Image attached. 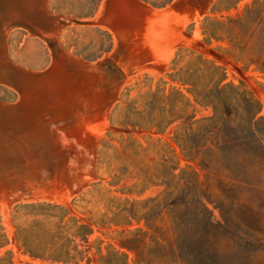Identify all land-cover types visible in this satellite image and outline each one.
<instances>
[{
    "label": "rangeland",
    "instance_id": "1",
    "mask_svg": "<svg viewBox=\"0 0 264 264\" xmlns=\"http://www.w3.org/2000/svg\"><path fill=\"white\" fill-rule=\"evenodd\" d=\"M162 1L32 0L33 17L90 23L55 35L7 32L10 65L47 70L29 80L36 95L49 92L56 74L50 37L79 66L118 50L131 72L111 106L97 104V117L93 105L63 114L66 105L49 103L44 113L45 104L47 133H28L24 148L0 142V264H63L22 245L34 224L54 231L58 222L40 215L37 202L63 206L70 235V218L84 225L66 264H103L101 255L113 252L119 264H264V0ZM20 93L0 79L1 104L26 111L32 106ZM250 98L257 113L244 111Z\"/></svg>",
    "mask_w": 264,
    "mask_h": 264
},
{
    "label": "water",
    "instance_id": "2",
    "mask_svg": "<svg viewBox=\"0 0 264 264\" xmlns=\"http://www.w3.org/2000/svg\"><path fill=\"white\" fill-rule=\"evenodd\" d=\"M27 6L28 0H0V52H2L4 48L7 32L12 28L26 27L30 28L33 32L43 35L47 32L53 33L54 29L59 30L60 27L69 23H90L80 19H60L59 17L49 15L46 12H43V15L40 17H33L31 13H28ZM43 7L42 3L41 9H44ZM46 39L53 49L54 58H56L60 53V49L57 47V44L52 37ZM118 53V50H116V52L109 58H105L93 64L84 63L79 67H71L68 69V72L76 79L77 90H80V92L84 90L81 93L86 92L88 95H94L96 97V102L92 101L93 107L96 106L99 101L103 103V107L108 108L115 98L125 77L131 72V68L125 72L120 66L119 63L121 58L118 56ZM1 58L0 79H4L5 81L9 80L14 85V79L20 71L23 73L26 71L10 65L9 61L5 57L2 56ZM45 72H47V70L40 73L29 74L33 76H45ZM94 85L97 86V90L95 91L92 90ZM81 97L82 98L80 99H82V103H78L76 105L82 110L85 102L82 94ZM18 107V103L12 106H4L5 112H3L5 114L10 112L15 113L16 110H18ZM62 109H64V113L62 112L63 114H69V105L63 107ZM20 186L26 185L20 184ZM25 189H28V187Z\"/></svg>",
    "mask_w": 264,
    "mask_h": 264
},
{
    "label": "bare ground",
    "instance_id": "3",
    "mask_svg": "<svg viewBox=\"0 0 264 264\" xmlns=\"http://www.w3.org/2000/svg\"><path fill=\"white\" fill-rule=\"evenodd\" d=\"M33 1H35V0H33ZM207 1H209V0H202V2H204V3H206ZM31 2H32V0H28V6H27L28 13H30ZM31 7H33V6H31ZM34 13H35V11H34ZM56 33H57V31H56V29H54L52 35H55ZM173 34L175 35V33H173ZM124 41H121L120 44H122V43L124 44ZM2 56L5 57L4 48H3L2 52H0V58ZM68 60L70 62H67ZM119 64L125 72H127V70H129V68L126 67V65L124 64V60L121 59ZM78 66H79V64L77 62L73 61L72 59L67 58V57L62 58V52L60 51V53L57 55V57L55 58V61H54V70L56 71V74L54 75L52 87L50 88V90H53L52 94L49 90V92L46 94L36 95V93H39V89L34 87L32 85L33 82H31L29 80L30 79L37 80L40 78V76H33V75H30L29 73H26V72L23 73L22 71H20V73L14 79V81H15L14 87L18 91L20 90L21 91L20 94H23V96L25 98L28 97V100L30 101L28 107H30V105L32 107L27 108L26 111L16 110L15 113L10 112V113L5 114L4 113L5 112L4 106L5 105L3 106V104L0 103V142H1V144L9 143L10 145H15L16 147H23L24 148L22 141L26 136H28V133H30L32 136H36V135L40 136L42 134L47 133L46 128H45L47 126L46 125L47 121L45 119H43V116L47 110H51L53 107H55V105H51L49 103L57 102L58 105H60V104H63L66 106L69 105V107L71 109H74V110L77 109V111L81 110L77 107L76 101H74V99L76 97L80 96L75 92V89H77L76 81L71 79L73 76L68 72L69 68L78 67ZM136 70H138V68L132 69L133 72ZM127 77H129V74L127 75ZM61 85H63L66 88V91H65L66 94L65 95H68L67 98L64 97V92H62L60 90ZM81 94L84 97V102H85V103L83 102L84 103L83 108H91L92 107V101H94L93 95H88L86 92L81 93ZM48 95H50V96L48 97ZM113 101H114V99H113ZM113 101H112V103H114ZM98 103L103 105L102 102L98 101ZM112 103H111V105H112ZM45 104H46V106H45L46 108L44 110V113H42L43 105H45ZM100 107L101 106H99V105H96L93 107L92 114L90 113L91 119L93 117L98 116ZM33 108L39 109L38 112L34 111ZM103 108H106V107H103ZM33 121H34V125H33ZM88 138H89V136L83 138V140H85V143H87V144L90 142L88 140ZM83 146H85L84 143H83ZM0 165H1V163H0Z\"/></svg>",
    "mask_w": 264,
    "mask_h": 264
},
{
    "label": "trees",
    "instance_id": "4",
    "mask_svg": "<svg viewBox=\"0 0 264 264\" xmlns=\"http://www.w3.org/2000/svg\"><path fill=\"white\" fill-rule=\"evenodd\" d=\"M162 1V0H161ZM170 0H165L164 3L168 2ZM163 2V1H162ZM160 2V3H162ZM219 92V91H218ZM221 96H219L221 99H219L221 102L223 101L222 94L219 92ZM210 104L213 105L215 115L212 117L210 120L216 121L217 120V103L215 101H210ZM243 104H245V107L252 106L254 108L255 113L258 111V105L255 101H253L252 98L246 100ZM247 107L244 109V111H247ZM255 118V116H254ZM253 118V120H254ZM243 123H246L245 121ZM257 121H254L252 123V127L257 126ZM254 134L259 133L257 130H252ZM223 134V133H222ZM259 135L263 136L264 138V133ZM178 145L182 148V138H177L176 139ZM226 143H221L218 145L217 148L220 146L224 147ZM220 150V149H219ZM221 151V150H220ZM187 160L193 161L195 160L194 157H189V156H184ZM203 164V163H202ZM204 168H208V164L205 165L203 164ZM205 200L209 201V199L205 198ZM206 201V202H207ZM205 202V203H206ZM204 203V204H205ZM32 206L35 207V209H41L43 212H41L40 215L45 216L46 218H53L57 217L58 222L54 224L55 230L50 231L46 228H44L42 223H36L34 224L35 229H33L32 232V241L29 246H27L26 243H22L23 246L28 248V252L30 255L34 258H40L44 260H48L51 262H56V263H63L66 264L72 260L75 259V255L72 254V251L78 253L79 251L77 250L78 245L74 244V239L76 237H81L85 236L87 233H80L84 229V225H76L78 223V220H75V218H70L68 222H72L75 225V232L70 235L69 233L66 232L65 230V225H62L63 220L66 218L68 215V211L65 210V208L59 204L56 203H47V202H37V203H32ZM56 213L55 214H52ZM38 227V228H37ZM18 240L22 242L21 236H17ZM74 244L73 246H71ZM121 256L118 254V252H113V253H108L107 257L104 258L101 255V263L103 264H119V262L122 260ZM126 264V263H124Z\"/></svg>",
    "mask_w": 264,
    "mask_h": 264
}]
</instances>
